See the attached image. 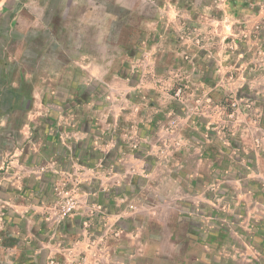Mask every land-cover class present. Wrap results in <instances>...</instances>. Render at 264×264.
I'll return each mask as SVG.
<instances>
[{"label": "rangeland", "instance_id": "rangeland-1", "mask_svg": "<svg viewBox=\"0 0 264 264\" xmlns=\"http://www.w3.org/2000/svg\"><path fill=\"white\" fill-rule=\"evenodd\" d=\"M0 177L51 255L178 205L224 264H264V0H0Z\"/></svg>", "mask_w": 264, "mask_h": 264}, {"label": "crops", "instance_id": "crops-1", "mask_svg": "<svg viewBox=\"0 0 264 264\" xmlns=\"http://www.w3.org/2000/svg\"><path fill=\"white\" fill-rule=\"evenodd\" d=\"M171 5L178 8L176 3ZM27 100L29 104L30 98ZM194 178L188 175L186 179L193 181ZM9 180L0 177V209L6 208L2 212L3 215H0V264H140V258L135 260L129 252L130 249L135 250L136 245L144 249V255L150 264H224L226 260L222 252L224 244L215 245L204 240L208 231L206 221L194 216L196 210L193 214L191 209L177 208V201L176 208L166 213L157 210L151 211L150 215L137 210H131L128 215L120 211L112 212L108 217L113 218L114 225L118 224L120 232H126L130 237L122 238L115 254L112 250L108 252L112 249L109 244L101 242L102 247L99 249L98 245L95 246L96 242L76 241L75 236L67 233L65 237L69 240L65 238L62 245L58 244V248L51 255L53 251H50V246L52 249L57 244L47 237L44 218L34 208L40 204L31 202L24 194H30L32 189L29 190L28 185L25 186L27 183L22 179L16 188L24 185V190H17L15 194L10 192L13 189L10 187L13 178ZM42 183L43 180H40V186H43ZM3 184H6L4 189ZM40 190L45 193L43 188ZM125 219L128 220V226L123 224ZM229 230L233 231V228L230 227ZM190 247L198 249L194 259L188 251ZM61 249L69 250H66L69 252L68 257L65 258L66 253L60 252Z\"/></svg>", "mask_w": 264, "mask_h": 264}, {"label": "built area", "instance_id": "built-area-1", "mask_svg": "<svg viewBox=\"0 0 264 264\" xmlns=\"http://www.w3.org/2000/svg\"><path fill=\"white\" fill-rule=\"evenodd\" d=\"M71 208H72V206H69V207H68L69 210H70ZM118 233H119V232H118ZM118 233H117V234H118Z\"/></svg>", "mask_w": 264, "mask_h": 264}]
</instances>
